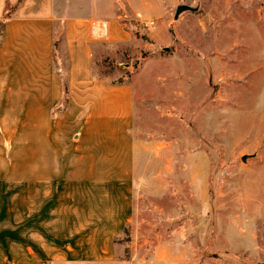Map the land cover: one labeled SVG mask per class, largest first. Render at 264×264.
<instances>
[{
	"label": "rangeland",
	"instance_id": "1",
	"mask_svg": "<svg viewBox=\"0 0 264 264\" xmlns=\"http://www.w3.org/2000/svg\"><path fill=\"white\" fill-rule=\"evenodd\" d=\"M125 19L132 42L94 67L132 88L138 143L133 220L109 264H264V0Z\"/></svg>",
	"mask_w": 264,
	"mask_h": 264
},
{
	"label": "crops",
	"instance_id": "2",
	"mask_svg": "<svg viewBox=\"0 0 264 264\" xmlns=\"http://www.w3.org/2000/svg\"><path fill=\"white\" fill-rule=\"evenodd\" d=\"M136 1L0 0V264L114 261L133 220L134 102L94 67L132 42L122 18L162 23L174 0Z\"/></svg>",
	"mask_w": 264,
	"mask_h": 264
},
{
	"label": "trees",
	"instance_id": "3",
	"mask_svg": "<svg viewBox=\"0 0 264 264\" xmlns=\"http://www.w3.org/2000/svg\"><path fill=\"white\" fill-rule=\"evenodd\" d=\"M118 15L119 16H123L122 13H121V10H118ZM4 20L0 23V37L2 35V32H3V27H4ZM121 22L122 24H126V19L123 18L121 19ZM61 90H62V94H63V99L64 101H66V94H67V86L65 83L62 84V87H61ZM125 229V228H124ZM124 231V230H123ZM118 238L114 239V242H116Z\"/></svg>",
	"mask_w": 264,
	"mask_h": 264
},
{
	"label": "built area",
	"instance_id": "4",
	"mask_svg": "<svg viewBox=\"0 0 264 264\" xmlns=\"http://www.w3.org/2000/svg\"><path fill=\"white\" fill-rule=\"evenodd\" d=\"M92 32H93V33H97V27H96V26H93V28H92Z\"/></svg>",
	"mask_w": 264,
	"mask_h": 264
},
{
	"label": "water",
	"instance_id": "5",
	"mask_svg": "<svg viewBox=\"0 0 264 264\" xmlns=\"http://www.w3.org/2000/svg\"><path fill=\"white\" fill-rule=\"evenodd\" d=\"M245 159H246V157H243V158H242V161H245Z\"/></svg>",
	"mask_w": 264,
	"mask_h": 264
}]
</instances>
